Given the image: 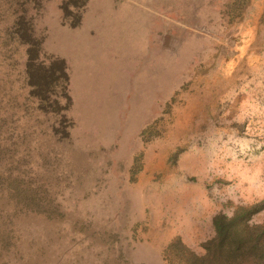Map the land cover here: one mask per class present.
Segmentation results:
<instances>
[{
	"label": "rangeland",
	"instance_id": "374dc122",
	"mask_svg": "<svg viewBox=\"0 0 264 264\" xmlns=\"http://www.w3.org/2000/svg\"><path fill=\"white\" fill-rule=\"evenodd\" d=\"M225 1L85 0L74 26L62 0L29 7L41 57L65 60L72 125L9 130L56 207L13 218L0 264H164L172 237L201 252L215 212L264 197V0L228 24ZM16 2L0 0V33Z\"/></svg>",
	"mask_w": 264,
	"mask_h": 264
},
{
	"label": "trees",
	"instance_id": "16d2710c",
	"mask_svg": "<svg viewBox=\"0 0 264 264\" xmlns=\"http://www.w3.org/2000/svg\"><path fill=\"white\" fill-rule=\"evenodd\" d=\"M15 1L19 7L12 11V21L5 24L0 33V53L8 50L12 54L17 47L16 57L22 56L19 76L6 80L16 85L0 89V253L10 249L12 221L16 215L37 211L55 216L56 207V203L44 195L41 185L26 175V155L11 146L15 145V138L10 139L9 130L32 123L49 130L50 135L66 138L72 125L65 115L71 104L65 60L60 56L41 57V38L34 33L27 14L30 6L40 5V0ZM84 2L62 0L60 3L62 17L70 25L78 24L80 14L76 8ZM248 3L249 0H226L220 12L227 24L240 21ZM261 29L264 31V9L258 17L256 33ZM0 69L5 70L4 79L9 78L10 73L3 67ZM32 113L37 115V120L28 117ZM7 116L15 122L12 126L6 125ZM263 209L264 197L238 204L230 214L215 212L211 216L213 232L201 241L202 251H195L174 236L162 249L164 264H264V218L252 220V216Z\"/></svg>",
	"mask_w": 264,
	"mask_h": 264
}]
</instances>
